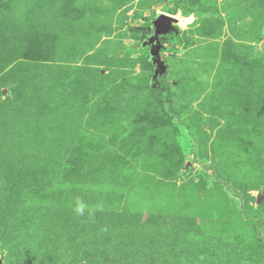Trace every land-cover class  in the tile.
Here are the masks:
<instances>
[{"label": "rangeland", "instance_id": "1", "mask_svg": "<svg viewBox=\"0 0 264 264\" xmlns=\"http://www.w3.org/2000/svg\"><path fill=\"white\" fill-rule=\"evenodd\" d=\"M0 264H264V0H0Z\"/></svg>", "mask_w": 264, "mask_h": 264}, {"label": "water", "instance_id": "2", "mask_svg": "<svg viewBox=\"0 0 264 264\" xmlns=\"http://www.w3.org/2000/svg\"><path fill=\"white\" fill-rule=\"evenodd\" d=\"M162 19H164V21H168L170 17L168 16H160ZM155 25H156V22H155ZM166 30H168V28H166ZM166 30H162L161 31V34H163L164 32H166ZM152 41V40H151ZM159 41V39H158ZM152 50H151V54L153 56V58L157 61V69H156V74H155V78H157L160 74V71H163L164 70V66H162V63L160 61V57H159V50L161 48V45L160 44H154L152 42ZM161 68V70H160Z\"/></svg>", "mask_w": 264, "mask_h": 264}, {"label": "trees", "instance_id": "3", "mask_svg": "<svg viewBox=\"0 0 264 264\" xmlns=\"http://www.w3.org/2000/svg\"><path fill=\"white\" fill-rule=\"evenodd\" d=\"M155 91H156V93H157L158 96L161 97L163 95V92H162L161 88L159 87V85H156L155 86Z\"/></svg>", "mask_w": 264, "mask_h": 264}, {"label": "clouds", "instance_id": "4", "mask_svg": "<svg viewBox=\"0 0 264 264\" xmlns=\"http://www.w3.org/2000/svg\"><path fill=\"white\" fill-rule=\"evenodd\" d=\"M77 211L82 213L83 212V208L82 207L77 208Z\"/></svg>", "mask_w": 264, "mask_h": 264}]
</instances>
